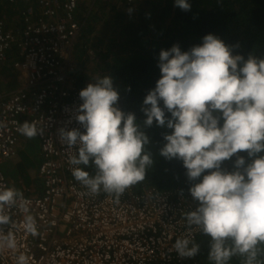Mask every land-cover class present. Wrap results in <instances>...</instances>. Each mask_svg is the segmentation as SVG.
Masks as SVG:
<instances>
[{
  "label": "clouds",
  "instance_id": "1",
  "mask_svg": "<svg viewBox=\"0 0 264 264\" xmlns=\"http://www.w3.org/2000/svg\"><path fill=\"white\" fill-rule=\"evenodd\" d=\"M114 4L120 5L116 0ZM174 6L184 12L191 10L189 0H174ZM137 23L138 17L133 24ZM98 29L82 27L84 38L91 41ZM97 45L99 51L101 45ZM238 47L208 34L188 51L182 52L178 45L161 50V78L144 99L142 111L147 117L146 127L155 120L157 126L172 129V134L164 136L166 143L160 155L182 160L189 181L211 170L189 189L198 207L183 217L189 230L197 228L210 237L209 261L228 264L231 258L240 257L242 264H264V58L249 54L245 59L234 54ZM88 51L93 55L92 49ZM98 63L95 58L94 68ZM113 69L103 65L97 71L99 77L87 76L83 82L93 81L79 92L82 104L78 112L82 114L76 120L84 134L61 128L59 138L68 148L76 149L69 163L72 176L86 189L81 195L103 192L119 204L126 190L145 180L153 160L145 150L149 139L135 115L116 106L119 100L142 93L129 80L115 84V90L109 76ZM159 101H163V109ZM164 109L171 119H166ZM221 119L223 124L218 126ZM4 126L0 123V128ZM17 131L33 139L42 136L44 129L25 121ZM245 151L251 163L245 166V158L237 156L234 171L221 169L223 161ZM90 161L94 174L83 170ZM14 208L24 214L20 222L23 231L32 237L40 235L31 201L15 187H0V250L15 251L18 247L11 230L17 227L11 215ZM173 249L181 259H191L199 254L200 246L192 238L183 237L176 239ZM16 264H29V257L21 252Z\"/></svg>",
  "mask_w": 264,
  "mask_h": 264
},
{
  "label": "built area",
  "instance_id": "2",
  "mask_svg": "<svg viewBox=\"0 0 264 264\" xmlns=\"http://www.w3.org/2000/svg\"><path fill=\"white\" fill-rule=\"evenodd\" d=\"M14 2L8 0L11 10L16 9ZM21 2L25 6L18 14L1 13L19 17L20 29H8L0 19V63L6 61L17 33L19 61L13 66L25 76L23 89L0 96V123L5 125L0 128V187H9L1 163L15 153L21 121L35 122L44 129L36 137L41 195L24 197L31 201L40 235L26 234L20 227L24 214L12 209L17 227L11 230L18 247L0 250V264H16L21 252L29 257V264H179L188 260L181 259L173 245L178 238L195 240L200 230H189L183 218L197 206L182 192L148 187L136 193L129 188L119 204L103 192L81 195L86 189L72 176L69 163L76 149L60 142L59 129L85 131L76 120L82 114L79 92L93 81L78 80L83 68L74 59L76 53L85 55L78 49L85 38H80L82 27L76 17L83 0ZM86 54L93 58L91 51Z\"/></svg>",
  "mask_w": 264,
  "mask_h": 264
},
{
  "label": "trees",
  "instance_id": "3",
  "mask_svg": "<svg viewBox=\"0 0 264 264\" xmlns=\"http://www.w3.org/2000/svg\"><path fill=\"white\" fill-rule=\"evenodd\" d=\"M13 3L16 9L11 10L8 0H0V17H4L3 12L10 11L18 14V10L25 6L22 0H16ZM144 7L141 4L139 7L123 8L122 6L112 5L108 13L113 14V21L120 25L122 21H127V25L123 26L121 32H116L112 28L111 23L102 19L101 31L99 28L95 32V37L90 38L91 41L85 40L81 47L84 54L81 63L78 67L85 69L87 66L93 67L89 73V79L99 77L97 72L104 65V68L111 65L115 68L109 73L113 79V87L118 91L115 84L122 80L131 81V85L135 84L136 88L142 95L129 96V100H119L117 107L125 112L132 113L136 117V123L149 139V143L145 146V150L151 154L153 164L146 170L145 180L131 187V190L138 193L148 187H153L165 192H182L185 199L192 202L198 207V202L195 201L189 192V189L199 183L203 175L209 174L211 170H206L202 173L200 179L189 181L186 175V169L183 166L182 160L165 159L160 155V150L165 145V135L172 134V129L167 126H157L155 120L152 126L146 127L144 121L147 119L142 111L143 101L149 91L154 90L156 82L161 78V73L158 67L159 53L161 50H169L172 46L178 45L182 52L188 51L193 46H198L202 43V38L208 34H212L220 38L226 45H239L234 49V54L242 55L247 59L249 54L264 58V0H189L191 10L184 12L174 6V0H143ZM32 4V1H30ZM105 4V3H103ZM93 0H83L81 3L78 17V24L85 21L84 17H91L93 8ZM122 9V10H120ZM128 9H132L131 13ZM106 11V9H104ZM2 13V14H1ZM107 14V13H106ZM104 17V16H103ZM127 17H131L126 20ZM135 17V18H132ZM138 17V23L133 24ZM88 19V18H87ZM104 21V22H103ZM96 29V28H95ZM94 30V29H93ZM128 35L127 41H133L135 44L123 46V54L126 56L122 60L123 55L115 53V45L124 42V34ZM16 32V29H14ZM89 32V31H88ZM87 32V34H88ZM15 34V40L11 48L7 52V59L0 66H4L7 72L17 70L13 64L19 61L17 53V42L19 35ZM85 32H80V38H83ZM148 34H151L149 36ZM132 38V40H131ZM135 40H138L135 41ZM126 41V42H127ZM147 44L143 46L142 44ZM96 44H100V50H96ZM93 50V58L89 59L86 56V51ZM111 56V57H109ZM95 58L99 63L94 68L93 62ZM97 73V74H96ZM96 74V75H94ZM83 83V77H79ZM100 78H102L100 76ZM140 78V79H139ZM158 106L164 108L163 101L158 102ZM165 110L166 119H171V114ZM214 115H219L214 113ZM223 120H220L218 126H222ZM237 156L245 158L247 166L251 163L252 158L247 156V152H238L229 160L223 161L221 169L226 172L235 170L234 164ZM83 167V166H81ZM83 170L90 174L95 173L94 166L85 167ZM195 243L199 244V254L191 259L183 261L180 264H214L209 261L208 253L210 250V237L203 234L201 231L197 234ZM228 264H242L240 257H233Z\"/></svg>",
  "mask_w": 264,
  "mask_h": 264
},
{
  "label": "crops",
  "instance_id": "4",
  "mask_svg": "<svg viewBox=\"0 0 264 264\" xmlns=\"http://www.w3.org/2000/svg\"><path fill=\"white\" fill-rule=\"evenodd\" d=\"M111 1V4L114 5V0ZM4 18H6V21L8 20V23L5 24L8 29H20L22 21L19 17ZM77 62L81 63L79 60ZM7 69H5L4 66H0L1 97H7L17 89H23L25 85V76L21 72L18 70L7 72ZM82 71L83 73L81 74V77H83V82H86L88 80V66L85 69H82ZM24 122L25 120H22L21 124ZM39 162L40 150L39 142L36 137L28 139L25 136L20 135L17 140L14 155L5 159L1 163V166H3L2 169H4L7 177L13 178V183L10 184L7 182L6 175L3 174L9 187H15L17 190L21 191L23 195H41V182L36 176Z\"/></svg>",
  "mask_w": 264,
  "mask_h": 264
},
{
  "label": "rangeland",
  "instance_id": "5",
  "mask_svg": "<svg viewBox=\"0 0 264 264\" xmlns=\"http://www.w3.org/2000/svg\"><path fill=\"white\" fill-rule=\"evenodd\" d=\"M105 2L106 3L103 4L101 0H93L94 6H93V8L91 10V17H84L85 18V21H82L81 27H84V28L85 27H88V28H90V30H93L95 28H100L101 29L102 28L101 27L102 19L104 21L106 20L109 23H111V21H113L114 18H113L112 12L111 13H108V10H109V8L111 6L112 1L111 0H105ZM116 3L117 4H120L119 6L124 5V6H122V9L124 7L125 8L134 7V6L139 7L140 4L142 5V7H144V1L143 0H116ZM125 3H127V4H125ZM104 9H106V11ZM122 9H120V10H122ZM8 13H10V12H8ZM130 18L131 17H127V19H130ZM132 18H135V17H132ZM0 19H2L3 22L8 23V20L6 21V18L0 17ZM126 22L127 21H125V17H124V20L122 21V23L120 25L115 24L114 21H113V23L111 24L112 28H110L108 30H111L112 31L113 29H116V32H121L122 29H123V26H125V23ZM126 25H127V23H126ZM102 30H104V29L102 28L101 31ZM123 31L126 33L125 30H123ZM148 35L151 36V34H148ZM127 37L128 36H125L124 37V42H121L119 45H115L114 44L115 53H117V54L119 53V54L123 55L122 60H124V61H126L125 60V57L126 56L123 54L122 47L123 46L127 47V46H130L131 44H135L133 41H131V42L127 41ZM131 40H132V38H131ZM135 41L138 42V40H135ZM142 45L143 46H146L147 44H144L143 43ZM97 49H98V45L96 47V50ZM109 57H111V56H109ZM74 59L81 60L82 59V55L79 54V53H76L75 56H74ZM96 61L99 62L97 58H96ZM2 167L3 166H1V169H2ZM2 173L5 174L4 169H2ZM6 178H7V182L8 183H10V184L13 183V178L12 177H7V175H6Z\"/></svg>",
  "mask_w": 264,
  "mask_h": 264
}]
</instances>
